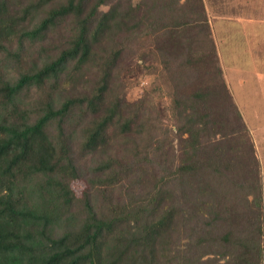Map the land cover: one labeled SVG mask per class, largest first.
Masks as SVG:
<instances>
[{"label":"trees","instance_id":"obj_1","mask_svg":"<svg viewBox=\"0 0 264 264\" xmlns=\"http://www.w3.org/2000/svg\"><path fill=\"white\" fill-rule=\"evenodd\" d=\"M195 25L211 44L202 0H0V264L261 263L260 165L220 69L203 83L190 38L158 48ZM141 68L169 124L125 99Z\"/></svg>","mask_w":264,"mask_h":264},{"label":"rangeland","instance_id":"obj_2","mask_svg":"<svg viewBox=\"0 0 264 264\" xmlns=\"http://www.w3.org/2000/svg\"><path fill=\"white\" fill-rule=\"evenodd\" d=\"M138 0H133V3L136 4ZM256 0H205L206 7L210 13L215 9V6H228L232 9H236V5L248 6L250 3L255 2ZM258 3H264V0H257ZM205 8V7H204ZM103 10H106L107 7H102ZM242 13L245 11L244 7L242 8ZM206 12V11H205ZM211 25V18H209ZM216 21L213 20V25L215 27L216 33H219L216 26ZM225 29V28H223ZM233 31V30H232ZM234 33V31H233ZM233 33L227 32L225 29V36H233ZM184 38H190L192 40V49L193 56L197 58L200 63L202 70V81L206 85L216 86L219 84L220 77L223 78V73L219 67V59L216 63H213V55L211 54V44L206 42L205 36L198 30L197 25L193 27H179L174 29L164 37L158 48L167 52L168 54L178 55L183 50L182 40ZM240 46H243V43H240ZM237 52H233L234 56L231 59L222 60L224 66H229V62H234L236 71L233 74L232 78L234 80L242 79L244 82L243 85L238 87L234 83V87L241 94L242 99L239 101L235 97V101L239 105L240 113L242 117L247 121L251 133L253 132L254 138L258 140L259 149L261 152L264 150V92L261 91V85H264V80L262 78H257V74H245L243 64H245V59L242 53V49L237 46ZM220 69V77L216 73L215 68ZM228 70V69H227ZM261 72V71H260ZM258 73V71H257ZM231 77V76H230ZM259 77V76H258ZM225 82V80H224ZM238 82V81H237ZM226 84V83H225ZM234 89V88H233ZM235 91V90H234ZM234 93V92H233ZM144 94L148 95L151 98L153 104L160 106L164 112V122L170 123L172 118L171 114V86L160 68L145 69L141 68L135 76L133 83L129 85L124 91V97L128 101H134L141 98ZM246 96V98H245ZM235 103V102H234ZM259 115V117L256 116ZM261 127V128H260ZM260 128V129H258ZM262 141V143L260 142ZM259 162L261 167L264 168V153L258 155ZM261 173V172H260ZM261 175V174H260ZM262 184H264V177L261 175ZM86 186L83 181H74L72 182V188L76 194H80L81 190ZM263 185H262V197H263ZM264 207V200H263ZM262 249V259L260 264H264V237L261 241Z\"/></svg>","mask_w":264,"mask_h":264},{"label":"crops","instance_id":"obj_3","mask_svg":"<svg viewBox=\"0 0 264 264\" xmlns=\"http://www.w3.org/2000/svg\"><path fill=\"white\" fill-rule=\"evenodd\" d=\"M203 5L205 7L208 25H209V36L211 42V47L214 49L215 56L219 59V67L222 70L223 78L226 83L228 92L230 93L234 104L240 112L239 105L235 101L234 97L239 101L242 99L239 91L234 87L243 85L242 79L234 80L232 78L236 71L234 62H229V66H224L222 60L231 59L234 55L233 52H237V46L242 49V53L245 59V64H243L245 74H257V78L264 80V3L255 2L250 3L248 6L236 5V9H232L228 6H215V9L210 13L206 7L205 0ZM245 11L242 13V8ZM209 18L212 22L210 25ZM213 20L216 21V26L220 28L219 33H216L215 27L213 25ZM225 28L227 32L233 33V36H225ZM233 30V31H232ZM243 43V46H240ZM228 69V70H227ZM258 71V73H257ZM261 71V72H260ZM231 76V77H230ZM238 81V82H237ZM234 88V89H233ZM261 91L264 92V85L260 87ZM235 90V91H234ZM234 92V93H233ZM235 94V96L233 95ZM246 98V96H245ZM242 116V113H240ZM259 117L258 114H256ZM246 128L248 130L249 136L254 144L255 155L258 159L259 154H263L259 149L258 140L254 138L253 132L251 133L248 123L242 117ZM261 128V127H260ZM258 128V129H260ZM262 143V141H260ZM260 165V162H259ZM261 175L264 177V168L260 165ZM263 192H264V184ZM264 200V194H263Z\"/></svg>","mask_w":264,"mask_h":264}]
</instances>
